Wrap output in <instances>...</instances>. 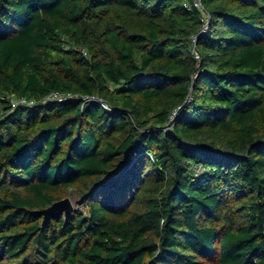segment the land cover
<instances>
[{
    "label": "trees",
    "instance_id": "1",
    "mask_svg": "<svg viewBox=\"0 0 264 264\" xmlns=\"http://www.w3.org/2000/svg\"><path fill=\"white\" fill-rule=\"evenodd\" d=\"M192 1L0 0V264H264V0Z\"/></svg>",
    "mask_w": 264,
    "mask_h": 264
},
{
    "label": "built area",
    "instance_id": "2",
    "mask_svg": "<svg viewBox=\"0 0 264 264\" xmlns=\"http://www.w3.org/2000/svg\"><path fill=\"white\" fill-rule=\"evenodd\" d=\"M192 7L203 12L202 21L204 23V26H203L202 31H205L206 26L208 24L209 17H208V14L203 10L202 4H201V0H193L192 1ZM184 8L186 10H190L191 9L190 5H188V4H184ZM195 39L196 38H194L193 40L195 41ZM195 58L198 59V55L197 54H195ZM71 97L72 96L69 95V94L63 95V94H59V93H51L50 95H48L46 97V100L61 102V101H66L67 99H69ZM81 100H82L83 103H86V102H89V101L100 103L104 110L110 111L109 107L106 104H104L102 102V100L99 99V98L85 96V97H82ZM33 104L34 103L32 101H27L24 98H19V99H13L12 100L11 107H12V109H14V108H16L17 106H20V105H22V106H32Z\"/></svg>",
    "mask_w": 264,
    "mask_h": 264
},
{
    "label": "water",
    "instance_id": "3",
    "mask_svg": "<svg viewBox=\"0 0 264 264\" xmlns=\"http://www.w3.org/2000/svg\"><path fill=\"white\" fill-rule=\"evenodd\" d=\"M74 209L68 197L61 199L45 209L35 211L34 213L42 216V225L47 224L51 219L58 215H63L64 219L67 220L73 213Z\"/></svg>",
    "mask_w": 264,
    "mask_h": 264
},
{
    "label": "rangeland",
    "instance_id": "4",
    "mask_svg": "<svg viewBox=\"0 0 264 264\" xmlns=\"http://www.w3.org/2000/svg\"><path fill=\"white\" fill-rule=\"evenodd\" d=\"M70 199V202L72 204V207L74 210H79L81 209L80 206L77 204L78 200L74 197H68Z\"/></svg>",
    "mask_w": 264,
    "mask_h": 264
}]
</instances>
